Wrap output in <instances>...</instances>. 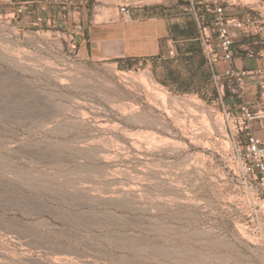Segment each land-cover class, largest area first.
Segmentation results:
<instances>
[{
	"label": "rangeland",
	"instance_id": "rangeland-1",
	"mask_svg": "<svg viewBox=\"0 0 264 264\" xmlns=\"http://www.w3.org/2000/svg\"><path fill=\"white\" fill-rule=\"evenodd\" d=\"M229 1L249 19L234 49L264 38V0ZM96 7L0 0V264H264L248 89L221 101L210 79L87 59ZM245 80L264 95V72Z\"/></svg>",
	"mask_w": 264,
	"mask_h": 264
},
{
	"label": "crops",
	"instance_id": "crops-1",
	"mask_svg": "<svg viewBox=\"0 0 264 264\" xmlns=\"http://www.w3.org/2000/svg\"><path fill=\"white\" fill-rule=\"evenodd\" d=\"M65 1L69 3L76 1L84 7L93 2L98 8V13L107 14V18L101 20H98V15H93L84 27L79 47L87 59L95 62H112L126 67L146 63V66L152 67L157 77H161L169 88L186 84H205L207 87V81L212 80L206 60L195 41L197 25L182 10L185 2L130 0V18L123 20L119 6L128 0ZM258 52L259 55L256 54L252 58L243 53L238 56L237 52L231 64H219L217 71L222 73L226 68L240 70L238 68H242L243 64L236 60L247 57L250 60L247 62L245 60L244 65L250 69L246 70L252 71V75L262 73L264 49ZM258 57L260 59L256 60ZM245 83L246 86L243 88L238 84L226 88L224 98L233 101L235 97L232 94L233 90L239 92L248 89L246 97L250 99V103L258 110L264 109V98H261L264 95H260L257 83L246 80ZM260 86L264 88V82H261ZM254 96L256 98H253ZM253 134L264 142V122H254Z\"/></svg>",
	"mask_w": 264,
	"mask_h": 264
},
{
	"label": "built area",
	"instance_id": "built-area-1",
	"mask_svg": "<svg viewBox=\"0 0 264 264\" xmlns=\"http://www.w3.org/2000/svg\"><path fill=\"white\" fill-rule=\"evenodd\" d=\"M183 1L186 5L182 7V10L197 25L195 41L206 60V66L217 89L218 100L222 101L226 88L233 84H238L240 88H243L245 78L253 73L249 70H236L233 68H226L222 73L217 71L219 64L229 65L232 63L237 53V50L234 49L235 37L238 31L245 30L249 19L230 14L228 11L231 9L230 7H234L236 2H230L229 0ZM130 6V0L119 6L123 20L130 18ZM21 12L22 10L19 9L18 13ZM239 49L244 51L249 58L256 54L259 55V52H255L244 45H241ZM172 53L170 52V54ZM241 110L245 130L251 129L254 122H264V109L252 112L248 108L242 107ZM245 148L253 158L250 168L257 171L261 179L264 180V142L254 134L247 133Z\"/></svg>",
	"mask_w": 264,
	"mask_h": 264
},
{
	"label": "trees",
	"instance_id": "trees-1",
	"mask_svg": "<svg viewBox=\"0 0 264 264\" xmlns=\"http://www.w3.org/2000/svg\"><path fill=\"white\" fill-rule=\"evenodd\" d=\"M241 45L247 46L248 48L254 50L255 52H258L259 50L264 49V38L261 39V38H257L255 36H249V35L242 36L241 40L239 41L238 47ZM237 52H238V55L242 53L245 55V52L244 51L241 52L239 49H237Z\"/></svg>",
	"mask_w": 264,
	"mask_h": 264
},
{
	"label": "water",
	"instance_id": "water-1",
	"mask_svg": "<svg viewBox=\"0 0 264 264\" xmlns=\"http://www.w3.org/2000/svg\"><path fill=\"white\" fill-rule=\"evenodd\" d=\"M79 40H80V36H77V37H76V40H75V43H78Z\"/></svg>",
	"mask_w": 264,
	"mask_h": 264
},
{
	"label": "bare ground",
	"instance_id": "bare-ground-1",
	"mask_svg": "<svg viewBox=\"0 0 264 264\" xmlns=\"http://www.w3.org/2000/svg\"><path fill=\"white\" fill-rule=\"evenodd\" d=\"M154 93H156V92H154ZM160 93V92H159ZM159 93H157V95H160ZM160 97V96H159Z\"/></svg>",
	"mask_w": 264,
	"mask_h": 264
}]
</instances>
